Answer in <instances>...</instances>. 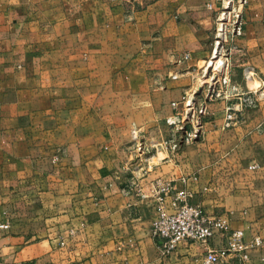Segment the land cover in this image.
Returning <instances> with one entry per match:
<instances>
[{
	"label": "crops",
	"instance_id": "0c3cea01",
	"mask_svg": "<svg viewBox=\"0 0 264 264\" xmlns=\"http://www.w3.org/2000/svg\"><path fill=\"white\" fill-rule=\"evenodd\" d=\"M250 1L186 172L185 153L160 147L153 164L131 136L147 144L196 91L226 0H138L131 18L121 0H0V264H199L198 243L161 255L138 193L187 174L207 213L263 239L246 264H264V15ZM249 89L258 105L223 132L228 95Z\"/></svg>",
	"mask_w": 264,
	"mask_h": 264
},
{
	"label": "built area",
	"instance_id": "2783aa9c",
	"mask_svg": "<svg viewBox=\"0 0 264 264\" xmlns=\"http://www.w3.org/2000/svg\"><path fill=\"white\" fill-rule=\"evenodd\" d=\"M242 1L244 3L247 2V0ZM229 3H231V0H226L224 9L221 12L217 27L215 54L223 42L229 41L228 26L230 25L231 17L228 21L223 20L226 14L225 8ZM231 16L237 17L233 20V36L242 35L244 32L242 17L240 16V18L238 13L234 14V7ZM220 33H224V36H221ZM191 55V52H185L182 59L188 60ZM229 68V63L226 62L223 68L224 71L223 69H214L216 70L215 73H217L219 87L216 85L213 90V97L226 96L227 90L223 89V86L226 87L231 82ZM252 76V71H248L245 74L246 79H250ZM173 78H176V75H173ZM228 97L231 100L235 98V100L229 102L225 108L222 124L224 130L235 127L247 108H255L258 105L256 91L253 89L244 92L234 91ZM190 102V98H184V108L175 117L167 119L170 125L178 124V129L184 130L183 141L187 144L196 141L198 130L202 128L201 124H197L198 126L194 125V115L188 117L190 110L193 109ZM172 104L175 107L178 106L177 102ZM183 122L193 123L194 128H189L188 130ZM132 135L134 141H139L138 129L134 128ZM258 167L257 163L250 165L252 170H256ZM179 179L182 182V186H178L175 180L158 178L152 183L149 193H145L142 190L138 192L142 199L151 198L155 203L156 215L152 223L151 235L158 241L161 255L169 256L182 243L192 242L200 244L204 249L199 259V264H220L229 259L237 260V264H246L250 260V250L262 245L263 239L258 235L252 240L246 241L245 231L232 228L229 216L209 214L200 203L195 202L196 192L189 187V183L198 180L197 174L183 175ZM0 227L8 229L10 225L9 223H3L0 224ZM217 236L223 239V244L220 246L212 244V240Z\"/></svg>",
	"mask_w": 264,
	"mask_h": 264
},
{
	"label": "rangeland",
	"instance_id": "374dc122",
	"mask_svg": "<svg viewBox=\"0 0 264 264\" xmlns=\"http://www.w3.org/2000/svg\"><path fill=\"white\" fill-rule=\"evenodd\" d=\"M124 4L126 3V5L129 6L130 9H126V13L128 15L129 18H131L132 15V7H134V9H137V3L138 0H121ZM148 0H144V3L147 2ZM258 2V6L259 8L263 11V15H264V0H256ZM250 0H247L246 3H244L242 0H231V3H229V5L225 8L226 10V14L223 18V20L228 21L231 17V22L230 25L228 26V36H229V41L228 42H223L222 46L220 43V49L218 50V52L213 56V58L209 59L208 61L210 62V65L207 63V65L204 67V73L200 75L199 78V86L196 89L195 92L190 94V100H191V106H193V109L190 110L188 117H193L194 121V125L197 124H204L208 118H209V111L207 109V102L210 100L215 99V97H213V90L217 87H219L218 83H217V73L215 68V64L217 65V63L219 62L220 59H225L226 62L229 63V75H230V79H231V65H230V61H229V57H230V53L232 51L231 48H233L234 45V41L232 39H234V36L232 34V28H233V20L236 19L237 17H232L231 15L233 14V7H234V14H239V17L244 15L243 18L246 19L245 17V11H247L248 9H250ZM228 4V1H227ZM125 5V6H126ZM238 17V18H239ZM241 18V17H240ZM217 33V31H216ZM221 36H224V33H220ZM217 40V38H216ZM215 40V41H216ZM222 52V53H221ZM220 54V55H219ZM218 55V56H217ZM216 62V63H215ZM215 63V64H214ZM224 71V69H223ZM254 74V73H253ZM221 89V87H220ZM223 89H225V86H223ZM220 97H217V99H219ZM258 100L261 99V96H257ZM184 108V105L183 107ZM251 109V108H249ZM193 113V114H192ZM177 115V114H176ZM175 115V116H176ZM174 116V117H175ZM187 119V117H186ZM185 123V127L188 128H194L193 123L190 122H183ZM180 123V124H183ZM179 124V125H180ZM239 124V123H238ZM164 127L161 128V130H155L153 133H151L150 137H151V141H148L147 144H145V140L143 137L141 139V136L139 134V141H134L132 140V136H131V140L132 142H134L135 147L134 149L137 150V152H143V150L145 152H147V156H155V154H159L156 155L155 158H152V163L155 164L156 162L161 163L163 160L168 159V156H165L162 158L163 153H159V148L163 147L166 150V153H176V152H180V154L185 153L184 158H182V160H184V164L186 165V172H188V170L190 171H194L193 169V162H192V157L193 154L196 152V149L198 148V142L202 141V139H204L205 137V132H203V128H200L198 130V134L196 137V141L193 143H185L183 141L184 138V130L178 129V124L177 125H170L167 121V123L165 122ZM198 126V125H197ZM203 126V125H202ZM234 128V127H233ZM227 129V130H223L224 131H229L231 130ZM159 140V141H157ZM159 142H161L162 144H159ZM191 156L190 159H188ZM59 159V154H56L55 156V160ZM178 163V162H177ZM245 165V164H244ZM247 167V165H246Z\"/></svg>",
	"mask_w": 264,
	"mask_h": 264
},
{
	"label": "bare ground",
	"instance_id": "6f19581e",
	"mask_svg": "<svg viewBox=\"0 0 264 264\" xmlns=\"http://www.w3.org/2000/svg\"><path fill=\"white\" fill-rule=\"evenodd\" d=\"M221 53H222V52H221ZM214 55H215V54H214ZM219 55H220V54H219ZM217 56H218V55H217ZM215 63H216V62H215ZM215 63H214V64H215ZM225 64H226L225 59H223V60L220 59L219 62L217 63V65L215 64V68L218 69V70H220V69L222 70V69L224 68Z\"/></svg>",
	"mask_w": 264,
	"mask_h": 264
}]
</instances>
